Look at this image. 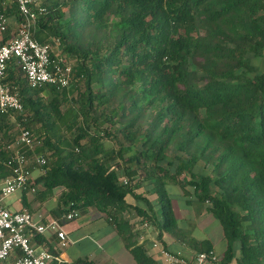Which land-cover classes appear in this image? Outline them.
Here are the masks:
<instances>
[{
	"label": "trees",
	"instance_id": "trees-1",
	"mask_svg": "<svg viewBox=\"0 0 264 264\" xmlns=\"http://www.w3.org/2000/svg\"><path fill=\"white\" fill-rule=\"evenodd\" d=\"M42 6L35 38L72 64L71 84L32 90L17 61L9 64L4 82L25 111L0 114V180L12 175L23 123L40 142L34 154L47 159L32 185L44 199L61 190L58 219L97 209L126 233L127 198L140 200L136 191L146 186L160 195L164 217L146 219L172 231L175 185L222 226L224 264H264V71L256 64L264 58V0ZM2 14L23 21L17 0H0ZM209 246L194 241L198 253ZM133 252L149 261L140 247Z\"/></svg>",
	"mask_w": 264,
	"mask_h": 264
},
{
	"label": "built area",
	"instance_id": "built-area-1",
	"mask_svg": "<svg viewBox=\"0 0 264 264\" xmlns=\"http://www.w3.org/2000/svg\"><path fill=\"white\" fill-rule=\"evenodd\" d=\"M43 0H17L20 12L23 16L22 23L18 26L17 35L7 44L0 47V114H22L25 111L24 104L18 92L5 83L9 64L14 60L20 65L25 74L27 85L32 90L45 86L57 89L68 88L71 84L73 66L66 60L52 58L53 48L50 44L40 43L35 38V31L40 15L46 12L42 6ZM9 19L0 15V32L7 33ZM26 122V120H24ZM20 128L19 138L15 145V155L12 161V175L2 181L0 187V264H7L12 254L19 251L20 255L12 264H60L61 256L50 250L38 251L32 240L37 235L57 236L59 248L65 249L72 242L65 229V221H74L80 217L78 210L73 209L64 214L60 219H53L45 223L36 221L33 214L24 209L12 212L4 204V200L21 192L37 190L32 185V168H42L47 164L44 156L35 155L34 152L39 140L31 131L18 123ZM3 143L0 137V145ZM24 148L30 153L21 151ZM127 184V181H124ZM145 226H149L146 223ZM156 248H161L156 242ZM161 255L166 264H187V259L182 254H174L161 248ZM193 264H224L222 257L214 250L200 252L191 259Z\"/></svg>",
	"mask_w": 264,
	"mask_h": 264
},
{
	"label": "crops",
	"instance_id": "crops-1",
	"mask_svg": "<svg viewBox=\"0 0 264 264\" xmlns=\"http://www.w3.org/2000/svg\"><path fill=\"white\" fill-rule=\"evenodd\" d=\"M18 26L19 22L15 17L9 18L7 33L0 32V47L17 35ZM256 64L261 71H264V58L256 61ZM12 119L15 123V118L12 117ZM6 129L7 127L0 123V137H3ZM13 134L16 135V132L11 135L14 138ZM13 147L15 148V146ZM42 175L41 169H34L32 181L38 180ZM2 181L0 180V187ZM170 188H173V192H170ZM178 188L180 187L175 185L169 186L170 195L168 196L172 200L177 218V225L172 231L162 230V226H155L146 219L147 214H155L159 222L163 223L164 217L158 203L160 195H156L152 187L141 186L136 191L141 197L140 200H136L133 196L127 198V203L130 206L122 214L124 221L128 222L126 233L121 231L118 224L107 214L97 209H85L79 211L78 219L65 221L63 224L72 242L67 248H59V239L57 236L51 235H37L33 238L32 243L38 251L50 250L59 254L63 260V263L60 264H140L133 252L137 247L143 249L148 255L149 261L146 264H166L161 255V248L174 254H182L187 259V264H193L191 259L198 253L194 248V241L209 243V247L222 257L227 249L223 229L218 235L219 241H215L209 235L197 238L195 230L201 225L199 220H202L201 217L207 218V214L194 215V208H191L194 204V196L185 195L183 191L177 195ZM60 192L61 190H55L52 197L44 199L27 189L7 199L4 204L12 212L27 209L33 214L36 221H40L42 217L43 222L47 223L50 220L58 219L57 216L61 215ZM179 200H182L188 207L187 216L180 214L177 204ZM146 223L149 226H145ZM156 242L160 243L161 248L154 246ZM19 255V251H15L7 264L14 263Z\"/></svg>",
	"mask_w": 264,
	"mask_h": 264
},
{
	"label": "rangeland",
	"instance_id": "rangeland-1",
	"mask_svg": "<svg viewBox=\"0 0 264 264\" xmlns=\"http://www.w3.org/2000/svg\"><path fill=\"white\" fill-rule=\"evenodd\" d=\"M37 169H40V168H37ZM204 172L206 173L207 171H204ZM32 174H33V171H32ZM182 191L183 190L178 188L176 190L177 195H179ZM170 192H173V188H170ZM15 195H18V194H15ZM15 195H13L9 198L14 197ZM9 198H7V199H9ZM7 199L4 200L3 204L5 203V201ZM177 204L179 206L180 214H182L183 216H185V215L187 216L186 211L188 210V207L185 206L184 202L182 200H179ZM191 208H194V215L201 214V213L207 214V218L201 217L202 220H199V223L201 225L195 230V234H196L197 238H203L206 235H209L213 239H215V241H219L220 237L218 235L222 230L220 223L217 220H215L213 218L212 214L206 209V207L203 204H201L199 201H197L196 199H194V204L192 205ZM194 219H195V216H194ZM194 222H195V220H194Z\"/></svg>",
	"mask_w": 264,
	"mask_h": 264
}]
</instances>
